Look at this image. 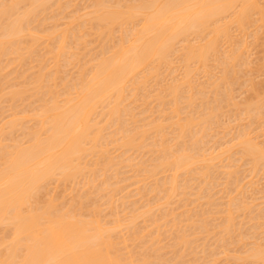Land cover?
Wrapping results in <instances>:
<instances>
[{"label":"bare ground","instance_id":"bare-ground-1","mask_svg":"<svg viewBox=\"0 0 264 264\" xmlns=\"http://www.w3.org/2000/svg\"><path fill=\"white\" fill-rule=\"evenodd\" d=\"M80 1L82 3L85 2V4L87 5L82 4ZM80 1L77 2H80L83 5V7L81 6L82 7L81 9H77L79 8L80 3H78L77 5L76 0H0V106L2 107V104L4 106L5 100L9 102L8 105H10L11 103V106H8L9 107L8 111H6L7 113H9L10 110L11 113H9L5 119L3 118V120H1L2 123L0 122V264H150V263H154L153 261L155 257L153 258V256L156 255V253L158 255L162 254L163 252L160 253V249L161 251H164L163 246L160 247V244H162L160 241H159L160 243L159 242L156 243V245L159 243V245L157 246L153 243L154 241L155 242L157 241V238L153 240V236H152V242H150L151 240L149 236L150 233L152 232H149L147 230L148 228L150 230L151 228H153L151 226V222H154L152 223L153 226H155V223L157 224V226H155L154 228L158 230L161 227H163V226H159L158 228V223H159L158 219L160 218L159 217L160 214L159 212H157L159 209L157 208V205L159 206L161 203H165V200L168 201V199L171 202L173 199L177 197L175 196V194L179 190H181L179 192H182L180 193V195L181 198H183L182 195L183 191L186 192L189 189L191 191L192 188L190 187H192V185L189 184L193 183L192 182L193 180L194 181L196 180L193 178L196 176L195 172L197 170H198V177H195L198 178L197 180H199V177L201 180V178L206 176V173L210 172L211 170L212 172L210 173L211 175L213 174V176H217L214 174L218 173L217 170L219 168L220 170L223 168L222 171L227 170L226 174L224 171L219 172V175L220 176L222 175V177L225 178V179L222 178L223 180H225V182L223 181L225 184L224 183L223 184L226 185L227 187L228 185L229 187L231 186V188L228 187L229 189L226 188V191L228 190V193L224 191L223 192L229 196V193L231 195H234L233 192L237 191L238 189L237 194L236 192L234 193L238 195L240 193L239 191H241V195L239 194L241 198V202L245 200V198L243 200L241 197L244 196L242 195V192L246 193L245 192L246 190L248 191V189L249 190L252 189V185H250L251 184L250 181H248L247 182L248 184H246L241 182V179L243 178L249 179L248 177L250 176H253L254 178V176L256 174H259L260 172H261L260 174H262L263 176L264 173V92L263 91H262L263 93L259 92L260 95L259 93L258 94L256 93L257 94L256 96L255 94H252L253 96H255V98L254 97L250 98L251 97L250 96L249 97L250 100L247 99L244 101L242 100L243 99L242 98L241 99L242 103H237L239 101L236 102L235 99L238 98V97L235 98L236 94L235 96H233V86L234 88L236 87L237 82H239L242 79L241 78L243 76L242 74H244L243 71H241V69L243 68L249 69L246 67L251 64V62L248 60V58H250L248 57L250 56V54H248L249 53L248 47L250 46L249 44L252 41L253 42L256 41L257 37L259 38L258 36L259 33L264 30V0H80ZM249 29L250 30L253 29L252 32H248ZM232 30L236 32L239 36L238 35L234 36V34L236 33L232 32ZM248 33H249V37H248ZM263 33L262 35H260L262 36L261 39H264ZM115 34H118V37H115L116 36ZM244 38L246 40L249 39L248 40V42L250 41L249 44L247 43V41L243 40ZM258 40L260 39H257V42ZM262 43L263 42L260 41V44ZM90 44L91 45L95 44L96 46H98L97 47L98 50L97 48H95L97 53H95L94 55H90L91 50H88L89 49L88 46H91ZM224 45H226L227 47L225 46L226 47L225 48ZM253 45H255V43ZM29 63H33V64L35 63V66L33 64L32 65L35 67L34 70L36 71H33V68H31L33 67L32 65L31 67L28 66L30 65ZM71 66L72 67L75 66V67L72 68ZM68 67H70V69ZM76 67L79 69L77 71L78 75L77 77H75V75L77 74L75 72L74 78L70 79V76L73 75L71 74L69 76L66 69L68 68L69 70H71L72 68L71 71H73V69ZM21 68L24 69L21 70ZM31 70L32 73L29 74V71ZM214 71L215 72L217 71V73H214ZM245 71L246 70H244V72ZM249 72L250 71H247V73L245 74L249 75L248 74ZM62 73H64V77ZM60 74H62V76H59ZM200 74L203 75V77ZM13 75L18 76L16 78L17 79L19 78L21 80L19 84L17 83L19 80L16 82L17 84H15L14 82H13L14 84L13 83L11 84V82L14 79L11 78V76ZM197 76L199 77V79L201 78L204 79L206 77L207 80L204 79V81L206 80L207 82L206 81L204 82L202 80L203 84L206 83L204 84V86L201 84L198 85V83L202 81L196 79ZM246 76H243L244 80ZM166 77L167 78L170 77V80H167ZM251 77L253 78V76ZM16 78L15 81L17 80ZM248 78L245 81L241 80V83L244 82L243 85L241 86H244V88H245V83L246 84L252 83L251 81L252 79L250 80L251 82H248L249 81ZM195 80H198L199 82ZM152 81L155 85L153 83H151L150 85V82ZM152 84L153 87L156 86L155 88H157L156 91L154 88V95H152L153 93ZM149 86L151 87L149 88ZM241 86L240 88H242ZM253 86L250 85L249 88L247 87L246 88L249 90L250 89L252 90L254 88L255 90V87L256 88L257 86L258 88L260 87L259 85L257 86L253 85ZM145 90L146 93L147 90L148 92L150 91L151 92V93L149 92L150 95L147 94L146 96ZM243 91L244 90H242V92ZM248 91L246 94H248ZM255 91L253 92L255 93ZM143 92L145 93V95H140V94H144ZM151 96L152 98H150ZM137 99L138 100L140 99L142 101V105L144 104L145 106L144 109L139 110L140 107H142V105H140L139 107L134 105L140 102V101L137 102ZM151 99L153 100V102ZM197 101L198 103L196 104ZM18 102L21 104L27 102V104L25 108L24 105H22L24 108V109L22 108L23 109L22 111H19L20 108L19 109L17 108L19 112H16L17 111L16 104ZM148 102L151 103L147 105ZM153 103H155L157 106L155 104L153 106L152 105ZM132 105H134L135 107H133ZM32 106L33 108L30 109ZM147 106L148 107L150 106L149 107L150 109H148ZM152 106L154 108L156 107V110H158L156 111L155 109H153L157 113L158 117L151 120L150 118L153 117L152 115L155 116L156 114L155 112H154L155 114H152L153 112L152 113L150 112L151 108H153ZM225 107H227V109L230 108V110L225 111L226 109ZM231 107L234 108L235 111L234 110L232 111ZM137 109L139 111H137ZM188 109L189 110L191 109L192 111L190 110L189 112ZM135 110L137 112H140L137 113L138 115L142 116L140 118L145 117V115L143 116V114L147 112L146 115L147 118L142 120H137L136 118L139 119V116H137V114L134 113ZM185 110L188 112V115ZM223 110L225 112H223ZM230 111H232L233 113L232 117H235V119L232 120L233 122H230L229 125V121H230L229 119H233V118L227 117L228 119L227 118L226 119L228 120V125L227 124L225 125L226 121H224L225 123L222 122L223 120L219 121L221 120L220 117L222 119L225 118L224 115L226 112L228 113V114L226 113V116L228 115L231 116ZM6 112L3 113L6 114ZM185 112H186L185 115L186 117H182V115L184 116ZM148 113L149 115L152 114L150 115V118L148 117L149 116ZM244 121L246 122L244 123ZM219 122H222L223 124ZM234 122L235 123L237 122L236 129L235 127L233 129L229 127L231 126V123ZM29 124L30 126H27ZM219 125L221 127L222 126L229 127V129L227 128L229 131L223 127L221 128V130L224 131L226 129L224 132L227 133L231 132L232 134L229 133L231 134V136H233V133L235 132L236 134V135L234 134L235 137L233 136L232 138L229 134L225 133L227 136L225 134L224 136H226L227 138L228 136H230V138H228V140L226 139V142H224L225 137L221 136L220 139L219 134L216 135L217 133L215 131H214L215 133L214 132L212 133L211 131H213L212 130L213 128L214 130H216L217 128L220 129ZM215 126L218 127H216L215 129ZM232 130H236V131L233 132ZM19 131H21V133ZM16 132L17 133L19 132L22 135L18 137L16 136V139H13L11 136L13 133ZM19 133L17 135H20ZM211 134L213 136H211ZM214 134L215 137L219 136L217 137V140H215L216 138L214 137ZM212 139L215 140V142L213 141L214 144L218 143L219 148H217L216 146L213 147L214 149L217 148L219 150V153H217L218 150H214V151L210 150L214 154L207 153L209 152V150L207 151V148L209 149L212 146L211 147H205V146L206 144L208 145L209 143L211 144ZM219 139L220 141H218ZM155 140L157 142H154ZM216 141L218 142L216 143ZM7 142L9 144H7ZM203 148H205L206 150H204ZM140 150H142V152H140ZM144 150H150L148 151V153L152 154L154 158L149 160L150 159V155H149L148 157L149 159H147L146 161L145 158L148 155L147 152H145L146 153L145 157L142 155L143 156L142 159L139 158L140 162L144 160L145 164L143 162L140 163L139 161H137L138 157L140 156V153L144 154L143 153ZM138 151L139 153H136ZM112 152H114L113 154H115L116 152L118 154L119 152V154L118 155L116 154V157H114ZM130 152H132V154L134 155L138 154V157L136 156L137 158H133L132 157L133 155L130 154ZM128 154H130L131 156L130 155L128 156ZM234 156H236L235 159ZM220 158L223 160V162L217 165L218 163L216 161H219ZM119 159L121 160L118 161ZM115 160H117V162ZM134 160L137 161L138 164L134 163L135 162ZM226 160H233L230 161L231 164L233 162V164L231 165L232 167L230 166V163L228 164L229 161L227 162V166L223 164L224 162L226 163ZM148 161L149 162L152 161V164L149 163ZM146 162H148L151 165H149L148 163L146 164ZM240 162H243L242 164L243 166L239 165ZM121 163H123L125 166L127 165L128 166L127 168L130 169V172H131V168L133 171L134 167L136 168V169L134 168L136 173L138 171L137 175H139L138 177L139 179L136 177L137 175L135 171H133L135 175L132 176L134 174L132 172V175L130 176L131 178L129 177L127 179V183L130 181L129 179L133 180L134 178H137L138 180L136 179L134 180L136 182L133 181L134 184L140 183L138 185H142V184L144 185L145 182H147V180L149 182L151 178H154V181L151 180V182H155L157 180L155 178L160 177L157 175H161L163 173L168 174V172L171 173V175L170 174L167 175V178L165 177L167 180L165 178L160 179L162 181L160 183L163 184L158 183V181L160 180L156 181L154 183L155 185H153L150 182L152 184L151 187H149L148 185L149 183H147L148 186L145 184L147 186V190L140 191L142 193L144 192L147 193V195L145 193L146 196L144 199L142 198L144 194L142 196L138 194L139 198H142L145 201V199H147L152 193V190L156 191L155 194H157V196L155 195L154 199H151L153 198L154 193L151 194L150 199L153 201L150 200L149 202H157V201L160 202L159 204L158 203L152 204V207L149 202H146L147 204H145L146 207L147 205H150L149 207L151 211L153 210V207L157 208L156 209L157 211L155 210V208L153 210L154 213L157 212V216L154 213H151L149 211L150 209L147 210V212L149 211L151 214L150 215L148 212L150 216L148 218L150 219L148 220L147 218L148 224L151 227H146L147 232L146 230H144L146 233L143 234L142 232L143 230L138 229L140 227V224L134 221L137 220L139 216H142L144 211L146 212V210L143 209V207H139L142 206V204L138 206L139 208L137 207L140 200L139 199H138L139 201L136 200L138 201V204L136 202L131 201L132 203H135L138 209H143V211H139L138 209H136V211H139L137 215H139V213L142 212V214H140L138 217H136L137 216L136 212L135 213L132 212L131 213L132 215L130 214V212L133 211V209L135 210L136 208L134 204H132L131 202L130 203L133 209H131L130 211L129 208L132 207H129L127 212L128 211L130 212L128 213L125 212L126 209L124 210V212L129 216L128 217L124 215L125 216V218H123L124 222L130 220L129 224L127 223V226H130L131 223H132L131 226H133L130 227L129 229L131 230L133 229L134 231L135 229L139 230L138 232L137 231L134 232L135 238L131 237L133 238L132 241L134 239H137V241L138 239L144 241L145 240L144 238L148 237L149 239L146 238L147 240L146 243L148 245L152 243L156 246L155 247L149 245L148 247L147 244L145 245V243L139 241V243L142 242L146 246L145 249H143L144 245L140 244V249L145 251V253L148 250H151L148 252V254L150 255L152 254V256L148 257V259L153 258L152 259L153 261L150 259L152 262L150 260H147V257L144 256L139 257L140 258L138 259L139 262L136 260L135 257L133 258L131 256H128V254L130 253L134 254L132 256H136L137 253L139 255L140 252H143L140 249L137 250V248H135L137 250V253L135 252L133 245L135 242H137L136 240L134 243H132L131 241V246L134 251L131 250V247L130 248L128 247L129 252L128 251L126 252L128 248H126L125 251L119 250V246L120 249H122L123 247L121 245H125L126 243L130 244V242L128 239L129 235H126L127 241L125 240L126 237L125 239H122L126 241L125 244H123L124 242L121 240L120 241L123 243L119 242L120 243L119 245L117 244V242H115L118 239V237L115 236V234L119 233V230L126 232L128 229H126L125 231V228L121 223L123 222L121 218L123 216L120 217L121 211L120 209H115L113 204L112 206L110 205L111 207H113V209H111L113 211L112 212L110 211L112 216L111 214L109 215L107 214V216L110 218H106L107 216L105 215L103 221L105 219L109 220L113 218L114 210L120 211L117 217L115 215L116 212H114L115 213L114 215L116 218L119 219L120 217L121 219L120 220L116 218L115 220L111 219L112 221L109 222L110 224L109 225L108 223L106 224L105 221L104 223H102L103 222L102 220L100 221L102 217L101 218L99 217L100 218L99 219L98 218L99 215H97V212L98 214L101 215L103 209L106 210L107 209L106 207H109L110 209V206H106L104 204L106 207L102 209L100 208L102 207V205H100L99 208H96L97 210H95V208L94 209L90 208L91 212H89V207H88L86 208V210H88L89 214H85L83 212L85 214L84 215L82 213L84 206L86 205V203L85 205H83V203L84 201L87 202V200H83V199H85V196H89V194H86L87 190L84 191V193L83 191L81 192V194L82 193L84 194L81 195L80 198L83 201V203L79 202L80 199L78 200V204H75V201L69 203L68 200L69 204H72L73 202L74 204L67 206L68 203H66L65 204L66 207H61L64 205H61V203H59L60 204L59 205L57 203L59 201L55 200L56 197L54 198V195L52 196L53 193L50 194L47 192L48 195L50 194V197H48L49 199L47 201H45V199L47 198L48 195L46 194L43 195V193H46L45 191L46 186L50 187L47 184L48 183L50 184L51 181H54V184L56 183L55 185H58L57 183L61 182L62 186L64 185V183H70L69 187L67 186V188H69V191L71 189H74L72 191L73 193L69 192L74 194L75 190L80 189V187L76 186L77 180L83 178V180L85 181V185L90 186L87 187L89 188L88 189L89 191L92 190V188L93 189L95 188L96 189L95 193H99V194L105 193L104 195L107 196L106 199V196L104 197L103 195H101L102 197H99L98 194V199H97L96 198L97 195H95V193L92 194V191H90L91 193L88 191L90 193V196L93 195L92 196L93 201H94L93 197L100 201H102L105 198L106 200H103L104 202L107 201L108 204H111V202L114 203V200L117 198H114L113 196L116 195L117 193H119L118 195H120L122 192L125 191L126 188L129 187L128 185H126L125 187L121 185V184H125L122 183V181L125 182L126 179L125 177L124 179L122 177L120 180L117 179V177L121 175L117 173L118 172L117 169L119 168V167L117 168V166H120ZM128 163L132 167H129ZM220 164H222L221 165L222 168L218 167L220 166ZM236 164H238L239 166ZM196 165L199 168L197 169L194 168V166ZM241 166L244 169H246L245 167L247 166L249 167V169L240 170ZM225 167L226 168L228 167V169L233 168V171L229 170L231 171L229 172L228 169H226ZM123 168L120 166L119 172L121 170H124ZM127 168L125 167V170H127ZM193 169L196 170L194 173L193 171L191 173V170ZM209 169L211 170L209 171ZM214 169L215 171H213ZM200 170L204 171L202 172V174L206 172L204 176L202 174L201 176H199ZM241 171L242 172L244 171L245 173H249L250 175L246 174L248 176H245L244 172L240 174ZM121 172L124 173V175L128 174V173L125 174V172L123 171ZM184 172L186 173L184 174ZM189 172L191 174H195V176L193 175V177L190 178V180H188L191 183L187 181V177L191 175ZM187 173H189L188 176L186 175ZM209 174H207V176ZM238 174L239 176L241 175L242 177L239 176L236 177V175ZM115 175L117 177H115ZM179 175L181 177H179ZM207 176L206 178H202L203 182L205 181L204 179L207 180ZM213 176H210L209 180L212 179L213 181L216 182L217 178L215 177L216 179H213ZM257 176H255V178ZM183 177H186V179L185 178L183 179ZM228 177L231 178V180ZM234 177L235 179L232 180V178ZM227 178L229 180H227ZM253 178H251L250 180L252 181ZM112 179L116 180V182L119 181L121 184L120 183L116 184V182L112 183L113 182ZM164 179L166 181H164ZM178 179L180 181L181 179L184 180V184L183 185L180 184L182 185L181 187L183 190L177 189L179 186L178 183H182V181L180 182ZM238 179H240V181ZM246 179H243V181H245ZM177 180L179 182H177ZM185 180L187 183H185ZM200 180L199 182H197L198 184L196 182L195 183L197 184V186H200V187H196L199 188L198 191L202 190V192H206V191L207 193H209V191L211 192L212 189L210 188L212 186L214 187L215 186L214 184H217L215 182H212L211 180L210 182H212L211 184L213 185L208 186L209 182L203 183ZM81 181L82 180L78 182L80 183ZM84 181H83V188L85 186ZM257 181L259 182V180ZM75 182L76 184L74 185ZM95 182H98V184L96 185ZM231 182L234 184V186H232ZM235 182L238 185H236ZM52 183L50 185H53ZM79 183L78 185L81 186L82 189V184ZM156 183L160 184V187L158 186L159 188L156 186ZM202 183L203 184L206 183L207 184L206 187L202 186L203 185ZM242 183L243 185H240ZM71 184H73L74 188L70 189ZM119 184L122 187L119 186ZM185 184L186 186H188L187 188L189 189H187L186 186H184ZM166 185L168 189H164ZM235 185L237 187L232 189V187H235ZM153 186L155 187V190L154 188L152 189ZM63 187L65 189L66 185H64ZM75 187H77L78 189H75ZM145 187L143 188L142 186H139V188H143L144 190ZM181 187L179 186V188ZM203 187L204 189L207 188L205 189L206 191H203ZM139 188L137 190H142ZM244 188H246V190ZM64 189L62 188V190ZM148 189L150 190L151 193H149ZM230 190L231 191L233 190V192H231ZM195 191L197 190L195 189ZM256 191L257 189L255 190V192ZM78 192L80 193V191ZM179 192L177 193L178 196H180ZM196 193H192L191 195L193 194L196 195ZM261 193L263 192L261 191ZM41 194L43 197L44 196L45 197L44 198L41 197ZM185 194L187 195V193ZM185 194L184 196H186ZM123 195L121 196L120 199L118 197V199L122 201L123 199L127 200L126 193H125L126 198L122 199V197H124ZM172 195L174 196V198L171 200ZM205 195L206 193H204L203 198L205 197L208 198L209 196L210 199L211 195L209 194L206 196ZM231 195L229 197L227 196L228 200L229 199L230 200L229 201L226 200V201L229 203L223 201L226 203L224 205H228L230 207L229 208L228 206H226L229 209L228 210L223 205L222 207H224L225 210L227 211V212L224 211V213L227 214L229 211L233 212L234 206H237L235 207L234 211L240 208L239 210L240 213L242 211L241 208L243 203H240V201L238 200L240 199L239 196L235 195L238 198L236 199L235 196L230 198ZM60 196L62 198V194ZM83 196L84 198L82 199ZM197 196L200 195L197 194L194 197ZM212 196H211V201H212ZM216 196L217 195L215 194V197ZM219 196L220 195L218 193V197ZM188 197H190V194L188 195ZM227 197L225 198L223 195V198L227 199ZM41 198L44 199L45 202L42 201ZM61 198L58 197V200H60V202L63 199ZM112 198L114 199L112 200ZM161 198L164 199V202L159 200ZM223 198L221 200L220 198L218 199L222 201ZM155 199L157 201H154ZM180 199L177 200L181 201ZM197 199H199V197H197ZM197 199L195 200L193 199V200L197 201ZM260 199L262 200L263 198L261 197ZM119 200L118 203L120 202ZM186 200L187 198L184 201ZM254 200H252V202ZM257 200L259 199L256 198V201ZM100 201H98V203H100ZM167 201H166V207H168ZM194 201L191 202L193 203ZM237 201H239V203H236ZM104 202L101 203L103 204ZM209 202L207 201L206 203L208 204ZM212 202L214 203V201ZM88 203H90V201ZM175 203L176 202L174 201L173 204ZM244 203L246 202L244 201ZM95 204L92 205L95 206ZM155 204L156 206H153ZM250 204L252 205V203ZM92 205L90 207H92ZM117 205H115L116 208ZM216 205L214 206L217 207ZM232 205H234L233 208ZM143 206H144V202H143ZM193 206H196V204L195 205L193 204ZM219 206L221 205H218V207ZM246 206L247 205H244L245 208H242L243 210L245 209L244 211L248 210L250 212V210L251 211L256 210L257 208L256 209L252 208V207L255 208V206L256 207L258 206L259 209H262L259 207L261 206L259 204L253 205L250 208H249L250 205L248 204L249 209L247 210H246L247 208ZM183 207L184 205L181 206V208L179 209H183ZM200 208H202L201 204L199 209ZM98 210L101 213H99ZM161 210H164V208L161 207L160 209V213L162 217ZM167 210L168 209L166 208V211ZM169 211H171V208ZM175 211H176V207L175 210L173 211L174 216H176ZM248 211H247L248 214L246 213V215L247 217L248 215L250 216L247 218V220H245L246 222L253 220L255 216L251 217V215H255L254 213H257V212H252V214L251 213L249 214ZM261 211L262 210L258 212L260 213ZM204 212L202 211V213L200 212L198 214L197 211L196 213H192V215L198 214L200 216V214L203 215ZM237 212H234L232 214L235 213L237 214ZM168 213L170 214V212ZM206 213H208V215L209 214L211 215L212 212L211 213L205 212L204 215L207 218L208 215ZM169 214L167 215V218L165 217L164 222L169 218L170 216ZM232 214L228 213L227 218L226 216L223 217V219L226 218L224 220L227 221V227L224 224L226 221L222 223V227L224 226L223 228H221V223L219 224V226L216 223L217 231L219 229L218 234L216 233L217 231L215 229L216 235H219L220 233H221L220 235H222V233H224L222 235L223 239L221 238L222 240H224L223 245L226 244L227 239L229 238L231 239L230 237L231 233H233L234 231L237 233L239 231L238 228L239 221L237 222L238 224L232 223L237 221V219L239 218L238 216L239 214L237 216L236 215L233 216ZM154 215H155V221L154 218H152V216L154 217ZM147 216L145 215V218ZM181 216L178 217L181 218ZM156 217H158L157 220ZM190 217H188L189 222L191 219H197V222L196 220H192L190 223H188V226L189 224H191V226L194 227L191 228L189 226L187 227V229L185 228L184 229L185 232L189 230V228L190 230L191 229L193 230L197 227L199 228L200 226L201 230L198 229L197 231L195 229V232L196 233L201 232L202 234H204L207 233L206 231L208 230H206L205 232H203V230L209 229V226H211V224L213 226V223L209 224L212 220L210 221L209 219L210 222L205 223V221L208 220L205 218L206 220L204 219L205 221L202 222H204L205 224H209V226H205V228L202 226L204 228L203 229L201 227V221H200L203 220V218L199 219L197 218V215H195V218H193L194 216L191 218ZM260 217L261 219L263 218L264 220V215L263 217L259 216V218ZM145 218H143L144 220L142 219L139 220L147 222ZM171 218L173 219V217ZM216 218L214 217L213 219L215 220ZM257 218H258V214L257 217H255L254 219L259 220V218L258 219ZM151 219L152 221H150ZM179 219L178 220L175 219V220L176 222L178 221V223L181 224L182 226V221L180 223ZM108 220L106 222H108ZM133 221L135 222L136 226H138L137 228H134L135 226L133 224ZM166 222L169 221L167 220ZM183 222H185L184 224H186L187 221H183ZM173 223L174 224H172V227L175 226V221ZM178 223L176 224V228H178L179 226ZM231 223L233 228H234V224L235 226L237 225L238 231L236 228L234 230L232 227H231L232 229L230 228L231 231H229V227L231 226ZM254 223L255 222L253 221L252 224L253 230H255L257 226V224L256 226H254ZM168 224H165V226H168ZM196 224H198V226H196ZM186 226L183 225L181 231ZM240 226H242V224H240ZM259 226H261V224H259ZM122 227L124 230L121 229ZM172 227L171 229H169V231L176 229V228L172 229ZM242 227H240V231L242 230L243 232ZM154 228L152 229L153 231L152 234H154L155 232ZM261 228L263 227L261 226ZM248 229L250 230V227H248ZM192 230L188 231V233L192 232ZM221 230L222 232H220ZM121 231L120 233H122ZM173 231H174L173 233L176 234L175 230ZM178 231L180 230L176 229L177 234ZM246 231L248 230L246 229ZM257 231H259V229ZM260 231L264 232L263 230ZM129 232L131 233V235L133 234L132 233L133 231L131 232L130 230H128V234ZM136 232L137 233L142 232L140 234H142L143 236L140 234L138 236H142L144 240L142 239V237L139 238L136 235ZM182 232L184 233V231ZM193 232L191 235L189 233L188 237L185 235L184 237H181L180 234L178 235L176 234L177 236L173 235L175 236V238L177 237L181 238V240L178 239L181 242L180 245L178 243L179 241L177 242V239L175 241L178 243L179 247L182 245L181 246L183 247L182 251L184 249V246L187 248L186 246L187 242L189 244V245L187 244L189 247L190 243L199 241L197 240V241L189 242V240H193V237L194 239H196L197 237L195 236L201 234V233L199 234L197 233L196 235V233H194L195 234L194 235ZM120 233L118 234L119 238L121 235ZM148 233L149 236L146 235ZM164 233L165 235L167 234V232ZM211 233L212 232H210V235ZM171 234L170 237L168 238V241L171 237L173 238ZM239 234L242 233L239 232ZM123 235L125 236V234L122 233L121 238H124ZM181 235L183 236V234ZM207 235L209 236L208 233ZM224 235L226 238H224ZM234 235H232V238ZM254 235L257 236L258 233ZM159 236H161V234ZM159 236L157 237L159 239L160 238L162 239V237ZM191 236L192 239H190ZM241 236L242 235H240L239 237ZM243 236L245 237L246 235ZM186 237L189 240L187 241V239H185L186 241H183L184 240L183 238ZM211 237L213 239V236ZM163 238L167 239V236ZM246 238L248 239V237ZM261 239L263 241L259 242L260 236H258L257 238L254 239L256 240V242L254 241L250 244L247 245L245 244L246 246H248V249L244 251L242 250L243 253L242 251L240 252L242 254L239 255L242 256L239 255L237 257L233 256L236 258V260L235 259L234 260L236 262L239 261V264H264V236H262ZM204 240H207V238ZM239 241L237 242L240 245L242 243L244 244L243 238L242 240L240 239ZM202 242H204L205 244V241ZM237 242H235L236 245L238 244ZM139 243H137L136 246H138ZM165 243L166 241L164 242V244ZM173 243L174 242L172 241V247L171 245L170 246L166 245L165 247H169V248L171 247L172 249L174 248ZM177 243L176 245L174 244V246H177ZM215 243L216 241L214 242V244ZM217 244H218V240H217ZM197 245H200V243ZM208 246L206 245V247ZM147 247L148 249H146ZM152 247L154 248V251L152 250L153 249ZM193 247L196 248L197 246L194 245ZM193 247L191 244V248ZM211 247L212 245L209 248ZM156 248L159 250V252L157 250V252L154 253L156 251ZM186 248L184 250V255L192 254L193 256L194 254H196V257H194L195 256L194 255L193 258L198 259L197 253H195L196 250L198 249H191L189 247L191 253L189 252V248H187L189 252L188 254L185 253L187 252ZM237 248H239V246H237ZM176 249L174 248L172 250H176ZM199 249H201V247H199ZM212 249L211 250L207 249V250H209L210 252L214 250L216 251V249L214 250ZM192 250H195V252H192ZM215 251L213 252L215 253V256L213 257L211 255V258L215 259V257H217L216 252H218V250L216 252ZM226 251L227 248L222 249V251H219L217 255H224ZM123 252H126L127 254L124 253L126 254L124 256L122 255ZM179 252L178 255H176L179 257V259L175 255L174 256L176 259L172 258L173 261L175 262V263L173 262L174 264H176L178 260L179 262L181 261L183 262L184 259H186V257L183 259L184 257L183 252L182 253L180 252V254L182 255H179ZM227 252L230 253L229 251ZM199 253L201 254L203 252H199ZM169 255L171 256L172 254ZM203 256L205 257L206 255ZM181 257L183 260L181 259ZM206 257H210V254ZM227 257L229 256L227 255L226 258ZM156 258L155 261L158 260L157 261L158 264L161 263L173 264L171 263L172 260H169L168 257H167L168 260L167 261L165 260V263L163 262L164 258L163 260L160 258L162 262H160L161 260L158 259L159 256L157 259ZM214 259H212L213 261L212 260L208 261L209 258H207L206 263L214 264L215 261L217 263L220 261L219 260L220 258L218 260L216 259L214 260ZM225 261L223 262L226 264L227 261L226 262ZM179 262L177 264H179ZM184 262L182 264H185ZM188 262L187 264H191L192 260L190 263ZM194 263L198 264L195 261L193 262V264ZM206 263L204 262L201 264H206Z\"/></svg>","mask_w":264,"mask_h":264},{"label":"rangeland","instance_id":"rangeland-1","mask_svg":"<svg viewBox=\"0 0 264 264\" xmlns=\"http://www.w3.org/2000/svg\"><path fill=\"white\" fill-rule=\"evenodd\" d=\"M77 1H80V0H76V2H77ZM80 2H81V1H80ZM80 2H77V5H78V3H80ZM81 3H82V2H81ZM81 3L79 4V8H77V9H81V8L83 7L82 4L87 5V4H85V2L82 3V4H81ZM81 6H82V7H81ZM84 7H85V6H84ZM75 8H76V7H75ZM252 30H253V29H252ZM252 30L249 29L248 32H252ZM263 31H264V30H263ZM263 31H261V32L263 33ZM232 32H234V31L232 30ZM261 32H260L259 35H258L259 38L257 37V39H260V40H258V42H257V39H256V41H254V42L252 41L253 44L255 43V45H253L252 42H250V41H249V42H250V44H249V42H248L249 39H247V40H246L245 38L243 39L244 41H247V43L250 45L249 47H251V48L248 47V51H249L248 54H250V56H248V57H250V58L252 57V58H251V59L248 58V60L251 62V64H250L249 66H247L246 68H249V69H245V68H243V69H241V71H243V73H244V74H242L243 76H246L247 74H245V73H247V71H250V72L248 73L249 75H247V76L245 77V80H246V79L248 78V76H249V78H248L249 81H248V80H247V81H248V82H251V81H252L253 84H252V83H247V84H248V86H247V84L245 83V88H244V86H241V85H243V83H244V82L241 83V80H244V77L242 76V77H241L242 79H241V78H240L241 80L239 79V80H240L239 82H240L241 84H240L239 82H237L236 87L234 88V86H233V96H235V94H236V97H235V98H237V97H238V98L235 99V100H236V102L239 101V102H237V103H242V102H241V99H242V98H243L242 100H244V101L247 100V99L250 100V98H253V97L255 98V96H256L259 92H261V93L264 92V72H262V71H264V41H263L264 39H261V38H262V36H260V35H262ZM234 33H236V32H234ZM234 33H233V34H234ZM246 34H247V33H246ZM115 35H116L115 37H118V34H115ZM235 35H238V34L236 33V34H234V36H235ZM238 36H239V35H238ZM263 36H264V33H263ZM236 37H237V36H236ZM246 37H247V36H246ZM248 37H249V33H248ZM250 40H251V39H250ZM252 40H253V39H252ZM260 41L263 42V43H262L263 45L260 44ZM256 42H257V43H256ZM251 44H252L253 47L251 46ZM259 44H260L261 46H260ZM90 45H91V44H90ZM94 45H95V44H92L91 46H88V48H89L88 50H91V52H90L91 54H90V55H94L95 53H97L95 48H97L98 46L95 45V46H96V47H95ZM97 45H98V44H97ZM258 45H259V46H258ZM92 46H93V47H92ZM225 46H226V45H224V47H225ZM256 46H257V47H256ZM90 47H91V49H90ZM226 47H227V46H226ZM226 47H225V48H226ZM254 47H255V48H254ZM252 48H253V49H252ZM259 48H260V49H259ZM92 49H93V50H92ZM254 49H255V50H254ZM94 50H95V51H94ZM97 50H98V48H97ZM251 50H252V51H251ZM250 51H251L252 53H254V54H252ZM261 51H262V52H261ZM256 53H257V54H256ZM260 53H261L262 55H261ZM252 55H253L254 57H253ZM255 55H257V56H255ZM256 60H257V61H256ZM259 60H260V61H259ZM253 61H255V62H253ZM29 64H30V65H28V66L31 67V65H32L33 63H29ZM255 64H256V65H255ZM261 64H263V65H261ZM33 65L35 66V63H34ZM33 65H32V66H33ZM34 66L31 67V68H33V71H36V70H34V68H35ZM71 67H72V66H71ZM73 67H75V66H73ZM73 67H72V68H73ZM68 68L70 69V67H68ZM68 68L66 69L68 75H69V76H70L71 74L73 75V76H70V79H71V78H74L75 72L77 73V74L75 75V77H77V75H78V72H77V71H78L79 69L76 67V68L73 69V71H71L72 68H71V70H69ZM22 69H24V68H21V70H22ZM75 69H76V70H75ZM261 69H262V70H261ZM244 70H246V71L244 72ZM260 71H261V72H260ZM70 72H72V73H70ZM31 73H32V70L29 71V74H31ZM214 73H217V71H216V72L214 71ZM241 73H242V72H241ZM241 73H240V76H241ZM251 73H252V74H251ZM62 74H63V77H64V73H62ZM62 74H60L59 76H62ZM178 74H179V72H178ZM260 74H261V75H260ZM66 75H67V74H66ZM68 75H67V76H68ZM176 75H177V73H176ZM200 75H201V74H200ZM201 76L203 77V75H201ZM251 76H253V78H252ZM254 76H255V77H254ZM259 76H260V77H259ZM16 77H18V76H14V75L11 76V78H14L13 81L11 82V84H12L13 82H14L15 84H17V83L19 84V83L21 82V80H20L19 78L17 79ZM250 77H251L252 80L250 79ZM15 78L17 79L16 81H15ZM166 78H167V77H166ZM200 78H201V77H200ZM68 79H69V78H68ZM196 79H199V77L197 76ZM204 79H206V77H205ZM204 79L201 78V79H199V81H202V80L204 81ZM18 80H19V81H18ZM167 80H170V77L167 78ZM167 80H166V81H167ZM206 80H207V79H206ZM206 80H205V81H206ZM245 80H244V81H245ZM250 80H251V81H250ZM17 81H18V82H17ZM195 81L199 82L198 80H195ZM203 81H202V82H199L198 85L201 84V85L204 86V84H206V83L203 84ZM205 81H204V82H205ZM16 82H17V83H16ZM206 82H207V81H206ZM14 83H13V84H14ZM151 83H153V81L150 82V85H151ZM153 84H154V83H153ZM153 84H152L153 91L151 90V91L153 92L152 95H154V88L156 87V86L153 87ZM239 84H240V85H239ZM148 85H149V84H148ZM154 85H155V84H154ZM250 85H252V86H253V85H255V86L259 85V86H260V87H259L260 89H259L258 86H257V88L255 87V90H256V91H255L254 88H253L254 86H253V87H250V88H253L252 90L255 91V93H254L251 89H250L251 91H250L249 89H247V88H249ZM238 86H239V87H238ZM240 86H241L242 88H240ZM147 87H148V86H147ZM150 87H151V86H149V88H150ZM246 87H247V88H246ZM261 87H262V88H261ZM146 89H148V88H146ZM257 89H258V90H257ZM156 90H157V88H155V91H156ZM236 90H237V91H236ZM240 90H241V91H240ZM242 90H244V91L242 92ZM248 90H249V91H248ZM238 91H240V92H238ZM247 91H248L249 96H248V94H246ZM262 91H263V92H262ZM149 92H150V91H149ZM149 92H148V90H147V93H146V90H145L146 96H147V94L150 95ZM143 93H144V92H143ZM145 93H144V94H140V95H145ZM150 93H151V92H150ZM156 93H157V92H156ZM242 93H243L244 95H243ZM256 93H257V94H256ZM237 94H238L239 96H238ZM252 94H255V96H253ZM140 95H138V96H140ZM241 95H242V96H241ZM259 95H260V93H259ZM247 96H248V97H247ZM250 96H251V97H250ZM239 97H241V98H239ZM245 97H247V98H245ZM249 97H250V98H249ZM137 98H138V97H137ZM139 98H141V97H139ZM150 98H152V96H151ZM151 100H152V99H151ZM139 101H140V102H139ZM146 101H147V100H146ZM137 102H139V103H138V104H134V105H136L137 107H139L140 105H142V101H141L140 99H139V100L137 99ZM137 102H136V103H137ZM152 102H153V100H152ZM2 103H3V102H2ZM5 103H7V104H5ZM5 103H4V106H3V104H2V107L0 106V108L3 109V110L0 109V114H1V116H0V122H1V120H3V118L5 119L6 116H8L9 113H11L10 110H9V113L6 112V111H8V109H9L8 106H11V103H10V105H8L9 102H8L7 100H5ZM150 103H151V102H148L147 105H149ZM155 103H156V102H155ZM155 103H153L152 105L154 106ZM197 103H198V101L196 102V104H197ZM18 104H19V105H18ZM20 104H21V103H19V102L16 104V109H17V108H18V109L20 108L21 110L19 109V111H22V110L25 108L27 102H25L24 104L22 103L21 105H20ZM33 104H34V103H33ZM22 105H24V108H23ZM134 105H132V106L135 107ZM155 105H156V104H155ZM19 106H21V107H19ZM33 106H34V105H33ZM33 106H32L31 108H30V107H29V108L32 109ZM143 106H144V104L142 105V107H143ZM153 106H152V107H153ZM156 106H157V105H156ZM137 107H136V108H137ZM142 107H140L139 110H142V109L145 108V106H144L143 108H142ZM149 107H150V106H149ZM149 107L147 106L148 109H150ZM22 108H23V109H22ZM29 108H28V109H29ZM225 108H226L225 111H226V110H228V111L230 110L229 107H228L229 109H227V107H225ZM18 109H17V111H16V110H15V111H16V112H19ZM28 109H27V110H28ZM30 109H29V110H30ZM153 109L156 110V107H155V108H154V107L151 108L150 112H151V113L153 112L152 114H155L156 112H155V110H153ZM158 109H160V108H158ZM231 109H232V111L234 110V108H232V107H231ZM139 110L137 109V111H139ZM190 110H191V109H190ZM190 110L188 109L189 112H190ZM137 111L135 110L134 113H135V114L140 113V112H137ZM156 111H158V110H156ZM185 111H186V110H185ZM191 111H192V110H191ZM225 111L223 110V112H225ZM228 111H227V112H228ZM232 111H230V112H231V116H230V115L226 116V113H227V112H226L225 115H224L225 118L222 119V118L220 117L221 120H219V121H222V120H223L222 122L226 121V123H225V122H224V123H225V125H226V124L228 125V120H227V119H228L229 117H231V118H233V119H229V120H230V121H229V125H230V122H233L232 120L235 119V117H232V114H233ZM234 111H235V110H234ZM3 112H4V113L6 112V114H4ZM150 112H149V113H150ZM154 112H155V113H154ZM186 112H187V111H186ZM186 112H185L184 116L182 115V117H186V116H185V115H186ZM230 112H229V114H230ZM149 113H148V115H149ZM3 114H4V115H3ZM152 114H150V115H152ZM227 114H228V113H227ZM234 114H235V113H234ZM144 115H145V117L140 118V117H142V116H140V115L137 114V116H139V119H138V118H136V119H137V120H142V119L147 118V116H146V115H147V112H146L145 114H143V116H144ZM150 115L148 116L149 118H150ZM187 115H188V112H187ZM189 115H190V113H189ZM152 116H153V117L150 118L151 120H152V119H155V118L158 117L157 113L155 114V116H154V115H152ZM222 117H223V116H222ZM227 117H228V118H227ZM226 118H227V119H226ZM224 119H225V120H224ZM222 122H219V123H222ZM245 122H246V121H244V123H245ZM1 123H2V122H1ZM234 123H235V122H234ZM234 123H231V126H229V127H231L232 129L235 127V129H236V126H237L236 123H237V122L235 123V126H234ZM31 124H32V123H31ZM222 124H223V123H222ZM222 124H221V125H222ZM239 124H240V123H239ZM27 126H30V124L27 125ZM219 126H220V125H219ZM216 127H218V126H215V129H216ZM222 127H223V128H226V129H227V128L229 129V127H225V126H222ZM222 127L220 126V127H219L220 129L217 128V129L220 130V131H218L217 129L214 130V128H213V129H212L213 131H211V132L213 133V132L215 131V132L217 133L216 135L219 134L220 137H219V136H217V137H219L220 139H221V136L225 137V138H224V140H225L224 142H226V139L228 140V138H230V136H231L232 133L229 132V133H231V134H229V133H227V132H224L226 129H225V130L223 129L224 131H222V130H221ZM231 128H230V130H231ZM228 129H227V130H228ZM169 131H170V130H169ZM217 131H218V132H217ZM228 131H229V130H228ZM232 131L234 132V131H236V130H232ZM19 132L21 133V131H19ZM19 132H18V133H19ZM215 132H214V133H215ZM220 132H221V133H220ZM18 133H17V132H16V133H13V134H14V137H13V134H12L11 137H12L13 139H16V136L18 137V136H21V135H22V134H20V133H19L20 135H17ZM22 133H23V131H22ZM225 133H226V134H229L230 136H228V138H227V137H226L227 135H226ZM224 134H225L226 136H224ZM234 134H235V132L233 133V136H234ZM235 135H236V134H235ZM211 136H213V135L211 134ZM233 136H231V137L233 138ZM214 137H215V134H214ZM217 137H215V138H216L215 140H217ZM234 137H235V136H234ZM22 138H23V136H22ZM17 139H18V138H17ZM220 139H219L218 141H220ZM215 140L212 139V143H211V144H210V143H209V145L206 144L205 147H211V146H212V147H211L212 149H211V148H209V149L207 148V151L209 150V152H207V153H213V152H211L210 150H212V151H214V150H218V149H217V148H219V145H218V143H217L218 141H216L217 144H214V143H213V141L215 142ZM149 142H150V141H149ZM152 142H153V141H152ZM152 142H151V143H152ZM154 142H157V141L155 140ZM210 142H211V141H210ZM222 142H223V140H222ZM220 143H221V142H220ZM220 143H219V144H220ZM7 144H9V143L7 142ZM212 144H214V145H212ZM213 146H214V147L216 146L217 148L214 149ZM203 147H204V146H203ZM203 149L206 150L205 148H203ZM113 151H114V150H113ZM148 151H150V150H144V152H143L144 154L140 153V156H139V157H138V154H135V155H134V154H132V152H130V154L133 155V156H132L133 158H137V157H138V160H137V161H139V162H140V159H142L143 156L145 157V154H146L145 152H147V155H148V156H146V158H145L146 161H147V159H149V158H148L149 155H150V159H149V160L154 159L153 156H152V154H149ZM114 152H115V151H114ZM114 152H112V154H113ZM140 152H142V150H140ZM216 152H217V151H216ZM216 152H215V154H216ZM133 153H134V152H133ZM136 153H139V151L136 152ZM152 153H153V152H152ZM217 153H219V150H218ZM116 154H117V152H116L115 154H113L114 157H116ZM118 154H119V152H118ZM118 154H117V155H118ZM130 154H128V156H129ZM213 154H214V153H213ZM142 155H143V156H142ZM130 156H131V155H130ZM136 156H137V157H136ZM154 156H155V154H154ZM123 157H124V156H123ZM125 157H126V155H125ZM151 157H152V158H151ZM139 158H140V159H139ZM222 158H224V157H222ZM235 158H236V156H234V159H235ZM123 159H124V158H123ZM120 160H121V159H119L118 161H120ZM220 160H222V159L220 158ZM220 160H219V161H220ZM224 160H225V159H224ZM115 161L117 162V160H115ZM134 161H135V160H134ZM137 161H135L134 163L138 164ZM219 161H216V162L218 163L217 165H219V163H222V162H223V160L220 161V162H219ZM228 161H229V162H228ZM230 161H233V160H226V163L224 162L223 164H224L225 166H227V162H228V164H229ZM142 162L145 164V161H144V160H142ZM142 162H140V163H142ZM148 162H149V161H148ZM148 162H146V164H147ZM216 162H215V163H216ZM123 163H124V162H123ZM123 163L120 164V166H121L122 168L124 167V168H123L124 170H121V171L125 172V174L128 173L129 175H128V174L124 175V173H122L121 171L119 172V168H120V166H117V168L119 167V168L117 169V170H118L117 173H119V174H121V175L118 176L119 178H118L116 175H115V177H117L118 180H120L121 177H122L123 179H124V177H125V178H126V179H125V182L122 181L123 179L121 180L122 183H125V184H121L119 181L116 182V180H113L114 177H113V179H112V180H113L112 183H115V182H116V184L120 183V184L123 185L124 187H125L126 185L129 186V187L126 188L125 191L122 192L120 195H118L119 193H117L116 195L113 196L114 198H117V199H118V197H119V199H120L121 196H122L123 193H124V195H123L124 197H122V199L127 197V200H128V201H127L126 199H123V201L118 199V200L120 201L119 203H120L121 206L119 205L117 199L114 200V203H115V204L112 203V202H111V204H108L107 201H105V202H106V203H105V202L103 201V200H106V199H107V196L104 195L105 193H100V194H99V193H95V192H96V189L94 188V189H95V191H94V189H93L92 186H91L92 190H90V191H92V194L95 193V195H97V197L94 195L97 199H98V194H99V197H102L101 195H103L104 197L106 196V199H105V198H104V199L102 198L103 200L101 199L102 201L97 200L96 198L93 197V199H94V201H93V200H92V196H93V195L91 194L92 196H90V193H91V192L88 190L89 188H87V187H90V186H89V185H87V186L85 185V181L83 180V178H82V179L80 178V180H82L80 183L78 182V181H80V180H77V184H76V182L74 183V185L76 184L77 187H80L79 190H75L74 194H72V193H73L72 191H73L74 189H71V188H74V187H73V184H71V186H70V189H71V190L69 191V188H67V186L69 187V184H70V183H64V185H66V188L64 189V187H63L64 185L62 186V183H61V182H60L61 184H60V183H57L58 185H55L56 183L54 184V181H51L50 184L53 182L52 184L55 185V186L50 185V184L48 183L47 185H49L50 187L46 186V190H45L46 193H43V195H45V194L48 195V193H50V194L53 193L52 196L54 195V198L56 197L55 200H56V201H59V202H57V203H58V204L61 203V205H64V206H61V207H66L65 204L68 203V200H69V203H71L72 201H75V204H78V200L81 198V195H84V194H83L84 191L87 190V191H86V194H89V196H85V199H83L84 196L82 197V199H83V200H87V202L84 201V203H83V201H82L81 199L79 200V202H82L83 205H85V203H86V205L84 206V209H83V211H82V213L84 212L85 214H89V212H91V211H90V208H93V209L95 208V210H97L96 208H99V206L102 205V207H100V208L103 209L104 207H106V206H110V205L112 206V204H113V205H114V208H115V209H120L121 213H120V211H118V210H117V211L114 210V212H116V214L113 212V218H114V219H113V218H111V219H112V220H115V218L117 217V215H119L118 213H120V217L123 216V217H121V218H122V221H123V222H121V223L123 224V227L125 228V231H126V229L130 230L131 232L133 231V232H132L133 234L131 235L130 232H129V234H128V230H127L126 232H123V231L119 230V233H120V231H121L122 233L125 234V236L123 235L124 238H121V237H122V236H121L122 233H120L121 235H120V238H119V235H118L119 233H116V234H115V236L118 237V239L115 241V242H117L118 245L120 244L119 242H121V241L124 242V243L121 242V243H123V244L126 243V241H127V237H126V235H129L130 238H131V237L135 238V236H134V235H135V234H134L135 231L138 232L139 230H143L142 232H143V234H144V233H146L147 230H148L149 232H152V233H153L152 229H153L155 226H157V224L155 223V226H153L152 223H154V222H151V226H152L153 228H151V230H150L149 228L147 229L146 227H151V226H149V224H148V220L150 219V218H148V217H150V216H149L150 212H151V213H154V212H153L154 208H155V210H156L157 208H159L158 211H157V210H156V211L159 212L160 215H159V214H158V215H159L160 218L158 219V217H156V220L158 219V221H159V223H160V224L158 223V228H159V226H163V227H161V228L159 229L160 231H159L158 229L154 228V231H155V232H154V234L150 233V236H151V237L149 236V233L146 234V235L149 236V238H150V240H151L150 242H152V236H153V240H154L155 238H157V241H156V242H155V241L153 242L155 245H156V243L159 242V241L162 243V244H160V247L163 246L164 251H161L160 247H159V249H160V253H161V252H163V253H162V254L159 253L160 255H158V254L156 253L158 249L156 248V251L154 252V253H156V255H154L153 258H154V257H155V258H156V257L158 258V256H159L158 259L161 258V259L163 260V258H164V261H163L164 263H165V260L167 261L168 259H169V260H172L171 263H173L174 261H173L172 258L176 259L175 256L178 255V252H179V251H180L181 253L183 252V255H184V250H185L186 247L184 246L183 251H182V248H183V247H181L182 245L179 247V245H180L181 242H180L178 239L181 240V238H179V237L175 238V236H173V235H176V234H177L176 229H177V230H180V231H178V234H180L181 237H184V235L188 237V236H189V233H190V235H191L193 231H194L193 234L196 233V232H195V229H196L197 231H198V229L201 230V228H200V226H199V228L197 227V228H195V229H193V230L191 229L192 232H189V233H188V231H191L190 228H189V230L186 231V232H187V235H186V232H185L184 229H185V228L187 229V227H189V226H190L191 228L194 227V226L192 227L191 224H189V226H188V223H190L192 220H196V222H197V219H191L190 222H189V218H188V217H190V216H191V217L194 216L193 218H195V215H197V218H199V219H202V218H203V220H200V221H201V227L203 226V227L205 228V226H209V224H211V223H213V226H212V224H211V226H209V229H205V230H203L204 228L202 227V228H203V229H202L203 232H205L206 230H208V231H206V232L209 234V236L207 235V233H204V234H205V235H204V234H202L201 232H197L198 234L201 233L200 235H203V236L197 235V233H196V235H197V236H195V237H197L196 239H194V237H193V240H189V239H187V237H186V238H183V239H184L183 241H186L185 239H187V241L189 240V242H191V241L193 242V241H197V240H199V241H197V242H193L194 244H193V243H190V246H189L190 248H191V244H192V247H193L194 245L197 246L196 248L193 247V248H191V249H198V250H196V252H195V250H192V252L197 253V258L199 259V262H198V259L193 258L194 255H195L194 257H196V254H194L193 256H192V254H190L192 257H191L190 255H186V254H185L186 256H185V255H184V257L182 256L183 259H184L185 257H186V259H187V260L184 259L185 262L183 261L185 264H187L188 261H189L188 263H190L191 260H192L191 264H193L194 261H195L196 263H198V264H199V263L201 264V263H204V262L206 263V262H207V258H209L208 261H211L212 259H214V258H211V255H212L213 257L215 256V253H213V252L215 251L214 249H216V251L218 250V252H216V251H215V252H216V256L220 258V259H219V258L215 257L216 260L219 259L220 261H219L218 263L215 261L214 264H221V263H222V264H225L223 261H225L227 258H228V259L226 260L227 262H226V261H225V262H226V264H227V263L229 264V263H230L231 261H233L234 259L236 260V258L233 257V256H236V257H237L239 254H242L244 250H247V249H248V246H246L247 244H250V243H252V242H254V241L256 242V240H258V239L254 240L255 238H257L258 236H260V240H259V242H260V241H263L261 238H262V236H264V232H261L260 230H263V231H264V224H263V223H264V222H263L264 220H263V218L261 219V217L259 218V216H262V217H263V215H264V211H263V210H264V208H263V206H264V197H263V196H264V177H263V176H264V173H263V176H262V174H260L261 172H260L259 174H256L255 176H257V175L259 176V177L257 176L256 178H255V176H254V178H253V176H250L251 178H253L252 181L250 180V179H251L250 177H248L249 179L243 178V179H246V180H245L246 182L243 181V179H241V182L248 184L247 182L250 181V182H251L250 185H252V189H250V190L248 189L249 192L246 190V188H244L246 191L243 190V191H245L246 193H243V192H242V195H244V196H241V197H242L243 200H244V198H245L244 201H245L246 203H244V201L241 202V198H240V196H239V194L241 195V191H239L240 193L238 192L239 194L236 195L238 189H237V191H234V192H236V194L233 192V190H232V191L230 190V191L233 192V194H234V195H231V194L229 193V196L231 195L230 198H232V197L235 196V195H236V196H239L240 199H238L236 196H235V197H236V199H238V200L240 201V203H243L242 208H245L244 205H247V206H246V207H247L246 210H247V209H249L250 207H252L253 205H258V204H259V205H261V206H259V207L262 208V209H259L258 206H257V207L255 206V208H254V207H252V208H253V209H256V208H257L258 210H257V209H256V210H253L252 208H251V209H252L253 211L250 210V212H249V211L247 210V211L249 212V214H250V213L252 214V212H257V213H254L255 215H251V217H252V216H253V217H254V216L257 217V214H258V218H259V220L254 219V218H255V217H254L253 220L248 219V220H251V221L246 222L245 220H247V218L250 216V215H248V217H247V215H246L247 211H244L245 209L243 210V209L241 208V210H242L241 212H242V213H241V212L239 213L240 208H239V209H236V210L234 211L235 207H237V206L232 205V208H233V206H234L233 212L229 211L228 213L232 214V213L238 211L237 214H236V213H235V214H232L233 216H234V215L237 216V215L239 214V215H238L239 218L237 219V221H236V222H232V223H237V222L239 221V222H238L239 224L237 223V224H238L239 231H238L237 225L235 226V224H234V228H233V227H232V223H231V226L229 225V226H230V227H229V231H231L232 228H233L234 230H235V228H236L238 232L236 233L235 231L233 232V230H232L233 233L230 232V233H231V236H230L231 239H230V238L227 239V242H228V243L225 241L226 244L223 245V244H224V243H223L224 240H222V239H223V236H222V235H223L224 233H222V235H220L221 233H220L219 235H216V233L218 234V231H219V229H218V231H217V229H216V223H217L218 226H219V224L221 223V228L224 227V226L222 227V223H224V222L226 221V220H224V219H226V218L228 217V215H227L228 213H227V214L224 213V211H226L225 208L228 209V208L226 207V206H228V205H224V204H226L225 202H227L226 200H228V197H229V196L226 194V193H228V190L226 191V188L229 189V188H231V186L229 187V185H228L227 183H226V184L228 185L229 188H228L226 185H224V184H225V183H224L225 180H223V179H225V178H223L222 175H221V176L219 175V172H221L222 169H223L222 166H221L222 164H220V166H218V167H221V168H222L221 170H220V168H219L218 170L216 169L218 173H216V174H214V175H217V176H213V174L211 175V173H210V172H212L211 169H209V171L211 170L210 172H207V173L205 172V173H206V176H207V174L210 173V174L208 175L209 177L207 176V180H209L210 176H213V179H216V178L218 179V180L216 179V182L213 181V180L211 179L212 182L217 183V184H214V185H215V186H214L215 188H214L213 186H212L211 188L208 187V188L212 189L211 192L209 191V193H207V191L205 190V189H207V188L204 189V187H203V191H206V192H202V190H200V191L203 193V194H202L200 191H198L199 188H196V187H200V186H197V184H198L197 182H199L200 177H199V180H197L198 178H195V177H198V170L196 171L197 173L195 172V170H196L197 168H199V167H197V165H196V166H194V168H196V169L191 170V173H192V171H193V173L195 172L196 176H195V174H191L190 172H189V173H190L192 176L189 175V173L186 174L187 176H188V175L191 176V177H189V176L187 177V181L190 180V178H192L193 175L195 176L193 179H196V180H197V181H196V180L194 181L193 179H191V180H193V181H192L193 183H191L190 181H188L189 183H191V184H189V185H192V187H190V188H192L191 191H190L189 188H187L188 186H186V184H185L184 186H186V188L189 189V190H187L188 192H187V191H186V192L183 191V194H182V195H183V198H181V195H180V193H182V192H179V191H181V190L177 191V193L179 192V195H180V196H178L177 193H176V191H175V193H176L175 196H177V197H176L175 199H173V198H174L173 195L171 196L172 198L170 197L171 200L173 199V200L171 201L172 203L169 201V199H168L169 203H168L167 200H165V203H161V204H163V205H161V204H160L159 206L157 205V208H156V207H153V210L151 211V209H150V207H149L150 205H147V207H146L145 204H147L146 202H149L151 199H154V196H155V195L157 196V194H155L156 191H153V190H152L153 188H154V190H155V187H154V186L152 187V189H151V190H152V193H151L150 190H149L150 188L148 189L149 193H151V194L154 193L153 198L150 197V196H151V194H150V196H149L148 198L146 197L147 199H145V201H144L143 199L145 198V196L147 195V193H146V192L142 193V192H140V191H146L148 185H149V187H151L152 184L155 185L154 183H155L156 181H158V180H160V179H162V178H165V177L167 178V175H169V174L171 175V173H169V172H168V174H167V173H166V174L163 173V174H161L162 176H161V175H157V176H160L161 178H160V177H156L155 179H157V180H156L155 182H151V180L154 181V178H151V179L149 180V182H148V180H147V182H145V184H146V185H147V183H149V184H148L147 186L144 184V185L146 186V187H145L143 184H142V185H138V184H140V183H136V184H134V182H136V181H134V180H135V179H136V180L139 179V178H138L139 175H137L138 171H137V173H136V171H135L136 168H135L134 166H133V167H134L135 169L133 168V171H135V173H136V175H137L136 177H137L138 179L133 177L134 179H133V180H132V179H129L130 181H129V180H128V181H129L130 183H129V182L127 183V179L132 175V172H133V171H132V168H131V172H130V169L127 168L128 166H127V165L125 166V165H124L125 163H124V164H123ZM132 163H133V162H132ZM134 163H133V164H134ZM149 163L152 164V161H150ZM149 163H148V164H149ZM126 164H127V162H126ZM128 164H129V163H128ZM133 164H131V165H133ZM151 164H149V165H151ZM232 164H233V162H232ZM232 164L230 163V166H231ZM242 164H243V162H240V163H239V165H242ZM123 165H124V166H123ZM217 165H216V167H217ZM236 165H238V164H236ZM239 165H238V166H239ZM244 165H245V164H244ZM228 166H229V165H228ZM230 166H229V167H230ZM242 166H243V165H242ZM242 166H241L242 169L240 168V170H246V169H249V167H247V166H246V167L244 166L246 169H244ZM125 167L127 168V170H125ZM129 167H132V166H130V164H129ZM231 167H232V166H231ZM231 167H230V168H231ZM225 168H226V167H225ZM225 168H224V169H225ZM114 169H116V168H114ZM128 169H129V171H128ZM226 169H228V167H227ZM229 170L233 171V168H232V169H228V171H229ZM126 171H127V172H126ZM213 171H215V169H214ZM223 171H224L225 174H226V171H227V170H223ZM223 171H222V172H223ZM231 171H229V172H231ZM202 172H204V171H201V170L199 171V174H200L199 176H201ZM243 172H244V171H243ZM243 172L241 171V173H240V172H239V173L242 174ZM247 172H248V171H247ZM130 173H131V174H130ZM133 173H134V172H133ZM135 173H134L132 176H134ZM185 173H186V172H184V174H185ZM205 173H203L202 175L204 176ZM119 174H117V175H119ZM184 174H183V175H184ZM220 174H222V173H220ZM225 174H224V175H225ZM244 174H245V176L250 175L249 173H245V172H244ZM246 174H248V175H246ZM122 175H123V176H122ZM127 175H128V176H127ZM180 175H181V173H180ZM180 175H179V177H181ZM186 175H185V176H186ZM251 175H253V174H251ZM126 176H127V177H126ZM206 176H204V177H202V178H206ZM219 176H220L221 178H220ZM225 176H226V175H225ZM225 176H224V177H225ZM237 176H239V174L236 175V177H237ZM179 177H178V178H179ZM215 177H216V178H215ZM226 177H227V176H226ZM239 177H242V176L240 175ZM243 177H244V176H243ZM262 177H263V179H262ZM130 178H131V177H130ZM158 178H159V179H158ZM166 178H165V179H166ZM169 178H170V177H169ZM184 178L186 179V177H183V179H184ZM202 178H201V180H200L201 182H203V181H202ZM211 178H212V177H211ZM222 178H223V179H222ZM228 178H229V177H228ZM228 178H227V180H229V179L231 180V178H229V179H228ZM260 178H261V180H260ZM115 179H116V178H115ZM165 179H164V181L167 180V179H166V180H165ZM183 179H181L182 183H178L180 187L184 184V180H183ZM220 179H221V180H220ZM233 179H235V177L232 178V180H233ZM112 180H111V181H112ZM178 180H179V179H178ZM178 180H177V182L180 181V180H179V181H178ZM204 180H205L204 182H209V185H208V186L213 185V184H211L212 182H210L211 180H209V181H207L206 179H204ZM227 180H226V181H227ZM238 180L240 181V179H238ZM253 180H254V181H253ZM257 180H259V182H258ZM83 181H84V185L86 186V188H85V186H84V188H83ZM133 181H134V182H133ZM181 181H180V182H181ZM223 181H224V182H223ZM150 182H151L152 184H151ZM160 182H162V181H161V180L158 181V183H160ZM167 182H168V181H167ZM167 182H165V183H167ZM195 182H196L197 184H196ZM201 182H200V183H201ZM204 182H203V183H204ZM228 182H230V181H228ZM78 183H79V184H82V189H81V186L78 185ZM126 183H127V184H126ZM131 183H132L134 186H133ZM185 183H187L186 180H185ZM200 183H199V184H200ZM203 183H202V184H203ZM223 183H224V184H223ZM231 183H232V182H231ZM231 183H229V184H231ZM233 183H234V181H233ZM233 183H232V186H234ZM243 183L240 184V185H243ZM254 183H255V184H254ZM256 183H257V184H256ZM67 184H68V185H67ZM95 184L97 185L98 182H95ZM120 184H119V186H121ZM129 184H130L131 186H130ZM150 184H151V185H150ZM160 184H163V183H160ZM160 184H157V183H156V186H157V187H158V186L160 187ZM180 184H182V185H180ZM222 184H223V185H222ZM235 184H236V182H235ZM262 184H263V185H262ZM135 185H136V186H135ZM187 185H188V184H187ZM194 185H196V186H194ZM206 185H207V184L205 183V184H203L202 186H205V187H206ZM219 185H220V186H219ZM221 185H222L223 187H222ZM236 185H238V184H236ZM236 185H235V187H232V189H233V188H236V187H237ZM256 185H257L258 187H257ZM260 185H262V186H260ZM56 186H57V187H56ZM139 186H142L143 188L145 187V190H144L143 188H139ZM179 186H178L177 189H182V187L179 188ZM184 186H183V187H184ZM202 186H201V188H202ZM58 187H60V188H58ZM77 187H75V189H78ZM116 187H117V185H116ZM121 187H122V186H121ZM121 187H118V188H121ZM159 187H158V188H159ZM217 187H218V188H217ZM245 187H246V186H245ZM255 187H256V188H255ZM47 188H48V189H47ZM57 188H58V189H57ZM62 188H63L64 190H62ZM91 188H90V189H91ZM138 188H139V189H142V190H137ZM193 188H194V189H193ZM213 188H214V190H213ZM224 188H225V189H224ZM238 188H239V187H238ZM259 188H260V189H259ZM67 189H68V191H67ZM135 189H136V191H135ZM164 189H168L167 185H166V187H164ZM177 189H176V190H177ZM184 189H185V188H184ZM195 189H196L197 191H195ZM221 189H224V190H221ZM256 189H257V191L255 192ZM55 190H56V191H55ZM61 190H62V192H61ZM131 190H133V191H131ZM182 190H183V189H182ZM217 190H219V191H217ZM259 190H260V191H259ZM45 191H44V192H45ZM49 191H50V192H49ZM52 191H53V192H52ZM57 191H58V192H57ZM78 191H80V193H79ZM82 191H83V193L81 194ZM88 191H89L90 193H89ZM127 191H128V193H127ZM148 191H147V192H148ZM189 191H190V192H189ZM213 191H214V192H213ZM223 191L226 192V193H224ZM250 191H251V192H250ZM261 191H262L263 193H261ZM47 192H48V193H47ZM69 192H72V193H69ZM98 192H99V191H98ZM100 192H101V191H100ZM196 192H197V193H196ZM216 192H217V193H216ZM257 192H258V193H257ZM54 193H55V194H54ZM75 193H76V194H75ZM125 193H126L127 196L125 195ZM136 193H137V194H136ZM145 193H146V195H145ZM185 193H187V195H186ZM192 193H196V195L199 194L200 196H197V197H199V199H197V197H194V196H196L195 194L191 195ZM200 193H201V194H200ZM204 193H206V195L209 194V195H211V196L214 194V195L212 196V201H214V203L211 201V196H210V199H209V196H208V198H207V197L203 198V197H204V196H203ZM211 193H212V194H211ZM218 193H219V195H220L219 197H218ZM221 193H222V194H221ZM223 193H224V194H223ZM247 193H248V194H247ZM249 193H250V194H249ZM253 193H254V194H253ZM50 194L47 196V198L45 199V201H47V200L49 199L48 197H50ZM61 194H62V198H63V199H62L61 196H60ZM68 194H69V195H68ZM86 194H85V195H86ZM138 194H140V196H142V195L144 194V195L142 196L143 199H142V198H139V195H138ZM184 194H185L186 196H184ZM189 194H190V197H188ZM215 194L217 195L216 197H215ZM225 194H226V196H225ZM55 195H56V196H55ZM78 195H79V196H78ZM117 195H118V196H117ZM129 195H130L131 197H130ZM158 195H159V194H158ZM206 195H205V196H206ZM223 195H224L225 198L228 196L227 199L223 198ZM262 195H263V196H262ZM52 196H51V197H52ZM67 196H68L69 198H68ZM70 196H72V197H70ZM75 196L77 197V199H76ZM116 196H117V197H116ZM125 196H126V197H125ZM128 196H129V197H128ZM134 196H135V197H134ZM245 196L248 197L249 199L246 198ZM249 196H250V197H249ZM252 196H253V197H252ZM257 196H258V197H257ZM41 197H43L42 194H41ZM44 197H45V196H44ZM44 197H43V198H44ZM58 197L62 199L61 202H60V200H58ZM64 197H65V198H64ZM74 197H75V198H74ZM78 197H79V198H78ZM88 197H89V198H88ZM90 197H91V198H90ZM160 197H161V195H160ZM179 197H180L181 199H180ZM184 197H186L188 201H189V200L194 201L195 199H197V201H198V200H199V201H198V203H197V201H194L193 203H192L191 201H189V203H188L187 200L184 201V200L186 199V198H184ZM200 197H201V198H200ZM221 197L223 198L222 201H220V200L222 199ZM251 197H252V198H251ZM261 197L263 198L262 200L260 199ZM52 198H53V197H52ZM70 198H71V199H70ZM114 198H112V200H113ZM128 198H129V199H128ZM132 198H133V199H132ZM135 198H136V199H135ZM150 198H151V199H150ZM156 198H157V197H156ZM158 198H159V197H158ZM191 198H192V199H191ZM214 198H216V199H214ZM218 198H220V200H219ZM254 198H255V200H254ZM256 198L259 199V200L256 201ZM65 199H66V200H65ZM90 199H91L92 201H91ZM138 199H139L140 201H139ZM148 199H149V200H148ZM161 199H163V198H161ZM161 199H159V200L162 201V202H164V199H163V200H161ZM177 199H180L181 201H179V200H177ZM193 199H194V200H193ZM205 199H207V200H205ZM217 199H218L219 201H218ZM233 199H234V198H233ZM251 199L254 200V201L252 202ZM41 200L44 201V199H42V198H41ZM76 200H77V203H76ZM95 200H97V201H95ZM116 200H117V201H116ZM136 200L139 201V204H138V201H136ZM204 200H205V201H204ZM229 200H230V199H229ZM229 200H228V201H229ZM45 201H44V202H45ZM62 201H63V202H62ZM89 201H90V203H88ZM98 201H100V203H98ZM115 201H116V202H115ZM131 201H132V202H136V203L138 204L137 207H138L140 204H142V206H139V207H143V209H145L146 212L144 211L145 213L143 212V215H142V216H139L140 214H142V212H140L139 215H137V213H138L139 211H143V209H138L139 207L137 208L136 205H135V203H132ZM151 201H153V200H151ZM154 201H157V200L155 199ZM166 201H167V206H168V207H166ZM174 201L176 202L175 204H173ZM178 201H179V202H178ZM207 201H208V202L211 201L212 203L209 202V203H208L209 205H208V204L206 203ZM217 201H218V202H217ZM223 201H225V202H223ZM239 201H237L236 203H239ZM94 202H95L96 204H95ZM101 202H104V203L102 204ZM124 202H125V205H124ZM127 202H128V203H127ZM130 202H131L132 204H134V206L136 207L135 210L133 209V207H132V205H131ZM143 202H144V206H143ZM186 202H187V203H186ZM199 202H200V203H199ZM222 202H223V203H222ZM247 202H248V204L250 205L249 208H248V204H247ZM255 202H258V203H255ZM259 202H260L261 204H260ZM69 203L67 204V206H69V205H73V204H74V202H73L72 204H69ZM91 203H92V204H95V206L92 205ZM117 203H118L119 206L117 205ZM121 203H122V204H121ZM149 203L151 204V207H152V204H154V203H158V204H159L160 202L157 201V202H149ZM180 203H181V204H180ZM217 203H218V204H217ZM219 203H220V204H219ZM227 203H229V202H227ZM250 203H252V205H251ZM262 203H263V206H262ZM89 204H90V205H89ZM104 204H105L106 206H105ZM129 204H130V205H129ZM164 204H165V206H164ZM168 204H169V205H168ZM171 204H172L173 206H172ZM177 204H178V205H177ZM193 204H194V205L196 204L197 207H196V206H193ZM197 204H198V205H197ZM200 204H201L202 208L199 209ZM205 204H206V205H205ZM210 204H211V205H210ZM216 204H217V205H216ZM59 205H60V204H59ZM91 205H92V207H90ZM103 205H104V206H103ZM115 205H117V208H116ZM122 205H124V206H122ZM127 205H128V206H127ZM175 205H176V206H175ZM183 205H184L183 209H184L186 212H185L183 209H179V208H181V206H183ZM185 205H186V206H185ZM214 205H216L217 207H215ZM218 205H221V206L218 207ZM223 205H224L225 208L222 207ZM111 206H110V209H109V207H106V208H107L106 210L103 209V212H102V213L100 212L101 209H100V211L98 210L99 213H101V215H100V214H98V212H97V215H99L98 218H99V217H100V218L102 217L101 219L99 218L100 221H101V220L103 221V218H105V215L107 216V214H108V215L111 214V212L113 211V210H111V209H113V207H111ZM125 206H126V207H125ZM153 206H156V204L153 205ZM171 206H172V207H171ZM188 206H189V207H188ZM211 206H212V207H211ZM88 207H89V212H88V210H86V208H88ZM124 207H125V208H124ZM129 207H132V208H129ZM148 207H149V208H148ZM161 207L164 208V210H161V211H162V217H161V213H160V209H161ZM165 207L168 209L167 211H166V208H165ZM173 207H174V208H173ZM175 207H176V211H175V212L177 213V214L175 213L176 216L173 215V213H174L173 211L175 210ZM191 207H192V208H191ZM195 207H196V209H195ZM228 207H229V206H228ZM123 208H124V209H123ZM128 208H129L130 211H131V209H133V211H131V212L128 211V212H130V214H131L132 212H134V213L136 212V215H137L136 217H138V216L140 217V218L138 217L137 220H134L136 223L140 224V227L138 228L139 230H138V229H137V230L135 229V231H134L133 229H132V230L129 229L130 227H133V226H131L132 223L130 224V226H127V223L129 224L130 220H127V222H124V219H123V218H125V216H128V215L125 213V212H127ZM146 208H147V209H146ZM170 208H171L172 213H171V211H169ZM190 208H191V210H190ZM216 208H218V209H216ZM223 208H224V209H223ZM229 208H230V207H229ZM93 209H92V210H93ZM108 209H109V211H108ZM125 209H126V210H125ZM136 209H138L139 211H136ZM149 209H150V210H149ZM201 209H202L203 212L205 211V212H209V213L212 212V213H211V215H210V214L208 215V213H206V214L208 215L207 218H206V216L204 215V214H205V212H204L203 215L200 214V216H201V218H200V216H199L198 214H199L200 212L202 213ZM85 210H86V212H85ZM124 210H125V212H124ZM147 210L150 211V212L148 211L149 214H148ZM188 210H189V211H188ZM193 210H194L195 212H194ZM228 210H229V209H228ZM230 210H231V209H230ZM260 210H262V211L259 213L258 211H260ZM110 211H111V212H110ZM122 211H123L124 214L122 213ZM156 211H155V212H156ZM197 211H198V214H193V215H192V213H196ZM214 211H215V212H214ZM220 211H221V212H220ZM109 212H110V213H109ZM128 212H127V213H128ZM157 212L154 213L156 216H157ZM165 212H166V213H165ZM168 212H170V214H169ZM183 212H185V213L188 214V215H186V214L183 213ZM188 212H189V213H188ZM226 212H227V211H226ZM84 213H83V214H84ZM146 213H147V214H146ZM214 213H215V214H214ZM220 213H221V214H220ZM222 213H223V214H222ZM244 213H245V214H244ZM85 214H84V215H85ZM114 214L116 215V217H115ZM122 214H123V215H122ZM144 214H145L146 216H147V215H148V216L145 218V215H144ZM164 214H166V215H164ZM168 214L170 215L169 218L167 219L169 222H166L167 220L164 222L165 217L167 218V215H168ZM171 214H172V215H171ZM190 214H191V215H190ZM213 214H214V215H213ZM225 214H226V215H225ZM242 214H243V215H242ZM247 214H248V213H247ZM261 214H262V215H261ZM124 215H125V216H124ZM131 215H132V214H131ZM133 215H135V214H133ZM150 215H151V214H150ZM152 215H153V214H152ZM155 215H154V217L152 216V218H154V221H155ZM181 215H182V216H181ZM189 215H190V216H189ZM217 215H218V216L221 215V216L218 217ZM245 215H246V216H245ZM111 216H112V214H111ZM143 216H144V217H143ZM178 216H181V218L178 217ZM202 216H203V217H202ZM212 216H213V217H212ZM224 216H226V218L223 219ZM244 216H245L246 218H245ZM120 217H119V219H118V218H116V219L120 220V219H121ZM128 217H129V216H128ZM128 217H127V218H128ZM171 217H173V219H172ZM177 217H178V218H177ZM184 217H185V218H184ZM186 217L188 218V220H187ZM191 217H190V218H191ZM214 217H215V218L218 217V218H216L217 220L215 219L216 222H215V220L213 219ZM243 217H244V219H243ZM106 218H110V217L107 216ZM130 218H131V217H130ZM143 218H145L146 220H147V218H148L147 222L142 221V220H144ZM162 218H164V219H162ZM179 218H180L181 220H180ZM182 218H183V219H182ZM205 218L208 219V220L205 221V220H206ZM233 218H235V217H233ZM258 218H257V219H258ZM111 219H109V220H108V219H105L104 221H105L106 224H107V223L109 224V222L112 221ZM128 219H129V218H128ZM139 219H142V220H139ZM170 219H171V220H170ZM175 219H176V220L179 219L180 223H181V221H182V226H181V224L178 223V221L176 222ZM185 219H186V220H185ZM204 219H205V220H204ZM209 219H210V221H211V220H212V221L210 222ZM239 219H240V220H239ZM107 220H108V222H106ZM146 220H145V221H146ZM160 220H161V222H160ZM173 220L175 221V226L172 227V224H174V223H173V222H174ZM233 220H234V219H233ZM104 221H103L102 223H104ZM125 221H126V219H125ZM134 221H133V224H134V226H135L134 228H137L138 226H136V224H135ZM140 221H142V222H140ZM150 221H152V219H151ZM171 221H173V222H171ZM183 221H187V222H186L187 226H186V224H184L185 222H183ZM202 221H205V223H209V222H210V223H209V224H205V223L202 222ZM219 221H220V222H219ZM240 221H241V222H240ZM242 221H243V222H242ZM253 221L255 222V223H254V226H256V224H257L256 228L254 227L255 230H253V226H252ZM214 222H215V223H214ZM250 222H251V223H250ZM143 223H144V224H143ZM145 223H146V224H145ZM149 223H150V222H149ZM161 223H162V224H161ZM168 223H169V224H168ZM170 223H171V224H170ZM177 223L179 224V226H178L179 229L176 228V224H177ZM194 223H195V222H194ZM247 223H248V224H247ZM124 224H125V226H124ZM142 224H143V226H142ZM165 224H168V226H165ZM192 224H193V223H192ZM199 224H200V223H199ZM224 224H225V226L227 227V221H226ZM240 224H242V226H245V227L240 226ZM259 224H261V226H262L263 228H261V226H259ZM109 225H110V224H109ZM183 225L186 226V227H184L183 230H182V231H184V233L181 231V228L183 227ZM126 226H127V227H126ZM144 226H145V227H144ZM170 226L172 227V229H173V228H176V229H173V230H175V233H176V234L173 233V232H174L173 230H172V231H169V229H171ZM196 226H198V224H196ZM196 226H195V227H196ZM214 226H215V227H214ZM239 226L242 227L243 232H242V230L240 231V227H239ZM247 226L250 227V230L248 229ZM251 226H252V227H251ZM123 227H122L121 229H123ZM167 227H168V228H167ZM210 227H211V228H210ZM231 227H232V228H231ZM246 227H247V228H246ZM143 228H144V229H143ZM165 228H166V229H165ZM207 228H208V227H207ZM218 228H219V227H218ZM230 228H231V229H230ZM146 229H147V230H146ZM212 229H214V230H212ZM215 229H216L217 232L215 231ZM244 229H245V231H244ZM246 229H247L248 231H246ZM258 229H259V231L261 232V234H260L259 231H257ZM123 230H124V229H123ZM144 230H146V232H145ZM156 231H157V233H156ZM158 231H159V232H158ZM162 231H163V232H162ZM168 231H169V232H168ZM209 231L212 232L211 235H210V232H209ZM256 231H257V232H256ZM137 232H136V235H137V236H138L140 233H142V232H140V233H137ZM160 232H161V233H160ZM164 232H167V234L165 235ZM180 232H181V233H180ZM215 232H216V233H215ZM220 232H222V230H221ZM239 232H241L242 234H239ZM255 232H256V233H255ZM126 233H127V234H126ZM155 233H156V235H155ZM159 233L161 234V236H159V235H160ZM171 233H173V234H171ZM230 233H228V234H230ZM244 233H246V234H244ZM257 233H258L257 236L254 235V234H257ZM262 233H263V235H262ZM170 234H171V236H173V238L171 237V238L169 239V241H168V238L170 237ZM178 234H177V235H178ZM181 234H183V236H182ZM214 234H215V235H214ZM234 234H235V235H234ZM249 234H251V235H249ZM252 234H253V237H252ZM259 234H260V235H259ZM140 235H142V234H140ZM163 235L167 236V239H166V238H163V237H165V236H163ZM168 235H169V236H168ZM177 235H176V236H177ZM194 235H195V234H194ZM206 235H207L208 237H207ZM225 235H226V234H225ZM225 235H224V238H226ZM232 235H234L233 238H232ZM240 235H242V236H243V235H246V236H245V237H244V236H243V237H242V236L239 237ZM115 236H114V237H115ZM129 236H128V239H129L130 244H129V243H126V244H125L126 246H125V245H121V246L123 247L122 249H120V246H119V250H120V251H121V250H124V251H125L126 248H128V247L130 248V247H131V250H132V251L135 250V252L137 253V250L140 249V244H143V243H145V245L147 244V243H146V241H147L146 238H148V237H146V236H144V237H146V238H144L145 240H144L143 237H142L143 235H142V236H138L139 238L142 237V239H143L144 241L139 240V239H138V241H137V239H134V240L132 241L133 238L130 239ZM157 236L162 237V239H161V238L159 239ZM204 236H206V237H204ZM211 236H213V239H214V240L212 239ZM214 236H215V238H214ZM219 236H220V237H219ZM228 236H229V235H228ZM125 237H126V239H125ZM138 237H136V238H138ZM201 237H202V238H201ZM209 237H210V239H209ZM238 237H239V238H238ZM246 237H248V239H247ZM149 238H148V239H149ZM198 238H199V239H198ZM203 238H204V239L207 238V240H204ZM216 238H217V239H216ZM221 238H222V239H221ZM236 238H237V241H239L240 239L242 240V238H243L244 244L242 243L243 245H242V244L240 245V244L236 241ZM249 238H252V239H249ZM253 238H254V239H253ZM114 239H115V238H114ZM122 239H125L126 241H125V240H122ZM158 239H159V240H158ZM176 239H177V242L179 241V242H178L179 245H178V243L175 241ZM190 239H192V236L190 237ZM201 239H202V240H201ZM219 239H220V242H219ZM118 240H119V241H118ZM120 240H121V241H120ZM135 240H136L137 242H135ZM200 240H201V241H200ZM208 240H210V241L212 240V241H214V242L216 241V243L214 244V242H212V241H211V243H210V241H208ZM217 240H218V244H217ZM221 240H222V241H221ZM225 240H226V239H225ZM228 240H230V241H228ZM245 240H246V242H245ZM247 240H248L249 242H248ZM131 241H132V243L135 242L134 245L132 244L133 247H134V250H133V248H132V246H131ZM139 241H142L143 243H142V242L139 243ZM165 241H166L167 244H166V243L164 244ZM172 241L174 242V243H173V247H174L175 249H176V247L178 246L177 249H176L177 251H176V250H172V249H174V248L171 249V247H172ZM202 241H205V244H204V242H202ZM206 241H207V242H206ZM243 241H241V242H243ZM148 242H149V241H148ZM160 242H159V243H160ZM168 242H170V243H168ZM235 242H237L239 245H238V244L236 245ZM239 242H240V241H239ZM257 242H258V241H257ZM137 243H139L138 246H136ZM159 243H158L157 245H159ZM176 243H177V246H174V244L176 245ZM196 243H197V244L200 243V245H197ZM127 244H128V245H127ZM154 244L151 243V244H149V245L155 246ZM184 244H185V243H184ZM187 244H188V242H187ZM187 244H186V246H187V248H189V247H188L189 244H188V245H187ZM203 244H204V245H203ZM209 244H210V245H209ZM233 244H234V245H233ZM245 244H246V245H245ZM143 245H144V244H143ZM143 245H142V246H143ZM145 245L143 246V247H144L143 249H145V247H146ZM149 245L147 244L148 247H149ZM157 245H156V246H157ZM166 245H168V246L171 245V247H170V248H169V247H165ZM206 245H207V246L209 245V246L206 247ZM211 245H212V247L209 248ZM218 245H219V246H218ZM220 245H221V246H220ZM226 245H227V246H226ZM229 245H230V246H229ZM124 246H125V247H124ZM156 246H155V247H156ZM204 246H205V248H204ZM228 246H229V247H228ZM231 246H232V247H231ZM233 246H235V247H233ZM237 246H239V248H237ZM240 246H241L242 248H241ZM249 246H250V245H249ZM138 247H139V248H138ZM148 247H147L146 249H148ZM150 247H151V246H150ZM199 247H201V249H199ZM202 247H203V249H202ZM250 247H251V246H250ZM250 247H249V248H250ZM129 248L126 250V252L129 250ZM135 248H137V250H136ZM152 248H153V247H152ZM167 248H168V249H167ZM178 248H180V249H178ZM187 248H186V250H187ZM190 248H189V252H190ZM212 248H214V249H212ZM217 248H218V249H217ZM225 248H227V251L230 252V253H228V252L226 251V252H227V255H228L229 257L226 258V256H227V255H226V252H225L224 255H217V253H219V251H222V249H225ZM235 248H236V249H235ZM240 248H241V249H240ZM149 249H150V248H149ZM165 249H166L167 251H166ZM204 249H205L206 251H205ZM207 249H209V250L212 249V250H214V251L210 252V251L207 250ZM230 249H231V250H230ZM238 249H239V251H238ZM140 250H142V249H140ZM152 250L154 251V248H153ZM169 250H172V251H169ZM232 250H233V251H232ZM234 250L237 251V252H239V253L235 252ZM242 250H243V251H242ZM142 251H143V250H142ZM149 251H151V250H148L146 253H145V251H143V252L138 251V252L143 253V254L145 253V254H147L148 256L145 255V254H144V255H143V254H140V253H139V255H138V253H137L138 258H137V255H136V256H132V255H134L133 253H130L131 255L128 254V256H131V257H133V258L135 257L136 260H137L138 262H139L138 259H140V258H139L140 256H142V257H143V256H144V257H147V260H150L151 258L148 259V257L152 256V254H151V255L148 254ZM153 251H152V253H153ZM165 251H166V252H165ZM197 251H199V252H203V253L200 254V253L197 252ZM204 251H205V252H204ZM241 251H242V253H240ZM118 252H119V251H118ZM126 252H123L122 255L125 256V255L127 254ZM128 252H129V251H128ZM130 252H131V251H130ZM135 252H134V253H135ZM158 252H159V250H158ZM169 252H170V253H169ZM180 252H179V255H182V254H180ZM189 252H188V250H187V252H185V253H188V254H189ZM121 253H122V252H121ZM124 253H126V254H124ZM176 253H177V254H176ZM190 253H191V252H190ZM204 253H205V254H204ZM211 253H212V254H211ZM169 254H172V255H171L172 257H171ZM209 254H210V257H206V256H208ZM213 254H214V255H213ZM167 255H168V256H167ZM174 255H175V256H174ZM201 255H202V256H203V255H206V256H205V257L203 256V257H204V258H203ZM169 256H170V257H169ZM187 256H188V257H191V258H188ZM239 256H242V255H239ZM165 257H166V258H165ZM167 257H168V259H167ZM176 257H178V256H176ZM182 257H181V259H182ZM221 257H222V259H225V260H222ZM232 257H233V258H232ZM153 258H152V259H153ZM155 258H154V261H153L152 259H151V260H152L155 264H158V262H157L158 260L155 261ZM157 258H156V259H157ZM145 259H146V258H145ZM161 259H160V260H161ZM178 259H179V257H178ZM181 259H180V260H181ZM183 259H182V260H183ZM193 259H194V260H193ZM200 259H201V260H200ZM202 259H203V260H202ZM215 259H214V260H215ZM230 259H231V260H230ZM151 260H150V261H151ZM160 260H159V261H160ZM162 260H161L160 262H162ZM196 260H197V261H196ZM229 260H230V261H229ZM235 260H234L233 262H231L230 264H234V263H235V264H237V263L239 264V261L236 262ZM150 261H149V262H150ZM152 261H151V262H152ZM175 261H176V260H175ZM200 261H201V262H200ZM212 261H213V260H212ZM138 262H135V263H138ZM140 262H141V260H140ZM178 262H179V260L177 261V263H178ZM181 262H182V261H181ZM181 262H179V264H182V263H183V262H182V263H181ZM154 263H150V264H154ZM169 263H170V261H169ZM174 263H175V262H174ZM174 263H173V264H174ZM177 263H176V264H177ZM209 263H210V262H209ZM161 264H162V263H161ZM165 264H167V263H165ZM194 264H195V263H194ZM206 264H207V263H206ZM210 264H213V263H210Z\"/></svg>","mask_w":264,"mask_h":264}]
</instances>
